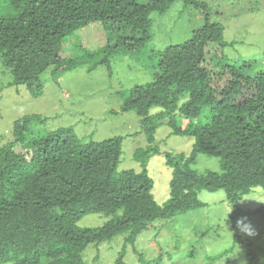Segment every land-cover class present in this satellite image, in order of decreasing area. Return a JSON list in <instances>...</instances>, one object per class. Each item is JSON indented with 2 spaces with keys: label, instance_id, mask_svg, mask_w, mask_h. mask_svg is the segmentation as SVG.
Here are the masks:
<instances>
[{
  "label": "trees",
  "instance_id": "16d2710c",
  "mask_svg": "<svg viewBox=\"0 0 264 264\" xmlns=\"http://www.w3.org/2000/svg\"><path fill=\"white\" fill-rule=\"evenodd\" d=\"M177 0H4L0 5V65L11 74L9 86L25 85L32 95L43 91L42 76L53 67L56 80L77 66L105 65L110 72L113 50L137 54L153 38L151 13L166 12ZM201 10L204 23L185 42L151 50L152 81L122 91V111L134 110L149 141L135 158L145 169L119 170L123 135L83 140L72 126L37 129L47 121L39 113L14 121L0 144V263L86 264L83 251L128 232L125 245L135 247L138 236L158 219L203 207L199 193L223 189L236 208L229 218L236 229L244 195L264 187V70L245 74L228 61L225 26L213 20L203 0H184ZM98 27L106 43L90 52L66 54L72 34ZM98 56V57H97ZM94 58V59H93ZM93 63V65H92ZM153 107L160 111L152 113ZM206 108L208 119L199 118ZM180 118L188 120L186 125ZM172 134L194 138L191 153L166 152L173 169L171 200L161 206L154 181L146 169L155 145L159 122ZM199 154L218 156L221 171L193 168ZM264 215V207L254 211ZM103 213L102 226L82 227L86 215ZM248 248V264H258L251 241L236 234ZM126 246L113 264L125 260ZM142 264L143 253H139Z\"/></svg>",
  "mask_w": 264,
  "mask_h": 264
},
{
  "label": "rangeland",
  "instance_id": "374dc122",
  "mask_svg": "<svg viewBox=\"0 0 264 264\" xmlns=\"http://www.w3.org/2000/svg\"><path fill=\"white\" fill-rule=\"evenodd\" d=\"M139 1L148 4L150 0ZM203 1L210 5L213 20L221 21L225 26V39L230 42L224 49L228 61L248 75L264 70V0ZM0 5L2 10L9 12L4 0H0ZM151 19L152 40L137 54L113 50L112 72L105 65L90 69L91 62H87L56 80L53 67H50L42 76L44 87L37 97L23 84L9 86L11 74L0 65V144L9 137L14 121L25 114L39 113L48 119L37 124V129L72 126L83 140L96 141L123 135L119 170L143 171L145 167L135 158V152L146 149L150 143L140 116L134 110H121V92L154 79L151 50L185 42L204 23L201 10L193 4H185L184 0L175 1L164 13L153 11ZM78 43L92 52L99 50L106 39L98 27L78 31L67 37L64 43L66 54L82 52L87 58L85 51L78 50ZM160 110V107H153L151 112ZM210 114L211 110L206 108L199 119L205 121ZM180 122L186 125L189 121L180 118ZM159 123L155 145L161 152L150 157L146 169L154 181L155 199L164 206L171 200L173 177V169L166 162V152L189 154L193 150L194 138L172 134L165 120ZM193 168L199 172L221 171L220 158L199 154ZM199 197L206 203L203 207L171 220H156L150 229L140 233L135 247L125 245L128 232L100 243L91 242L83 251L84 261L86 264H113L126 246L125 260L130 264L143 263L139 253H143L149 264H248V248L237 242L235 235L238 234L251 241L258 264H264V215L254 212L264 207L261 202L264 201V187L253 188L240 202L242 211L248 213L237 214L236 221L247 217L246 223L250 222L255 232L251 236L242 234L237 227L231 229L228 220L236 208L227 200L223 189H204ZM229 211L232 212L229 214ZM109 218L103 213H93L84 216L79 225L102 226Z\"/></svg>",
  "mask_w": 264,
  "mask_h": 264
},
{
  "label": "clouds",
  "instance_id": "9594fccd",
  "mask_svg": "<svg viewBox=\"0 0 264 264\" xmlns=\"http://www.w3.org/2000/svg\"><path fill=\"white\" fill-rule=\"evenodd\" d=\"M240 202H243V201H240ZM261 202H264V201H261ZM231 212L232 211H229V214ZM246 221H247V217H241V218H239L236 221V227H237V229H239L242 234H245V235H248V236L254 235L255 232H254V229H253L251 223L250 222H247L246 223Z\"/></svg>",
  "mask_w": 264,
  "mask_h": 264
}]
</instances>
